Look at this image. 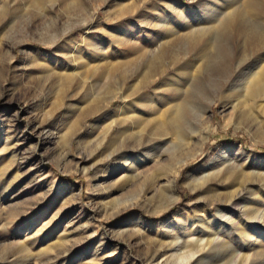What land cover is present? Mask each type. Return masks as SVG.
<instances>
[{"label":"rangeland","instance_id":"obj_1","mask_svg":"<svg viewBox=\"0 0 264 264\" xmlns=\"http://www.w3.org/2000/svg\"><path fill=\"white\" fill-rule=\"evenodd\" d=\"M40 1L36 6L35 0H0V264H264V244L253 249L240 243L241 235L254 232L264 243V129L253 136L225 127L222 116L228 111L219 100L206 115L212 125L208 141L180 170L179 198L167 208L154 197L117 212L111 200L140 192L156 167L142 168L123 188L121 174L107 177L99 183L112 194L105 199L106 192L91 182L105 144L98 151L84 150L72 141L66 151L55 135L63 109L90 94L89 84L106 66L151 49L149 35L160 32L165 17L160 1L195 9L203 0ZM122 10L126 14L119 18ZM47 37L53 46L43 42ZM116 41H128L131 49ZM92 121L85 120L82 132ZM165 148L159 144L150 155L163 163ZM224 165L239 177L233 190L242 195L216 218L217 195L194 201L185 180L190 172L197 178ZM220 186L216 194L229 191ZM79 256L82 261L76 263Z\"/></svg>","mask_w":264,"mask_h":264},{"label":"bare ground","instance_id":"obj_2","mask_svg":"<svg viewBox=\"0 0 264 264\" xmlns=\"http://www.w3.org/2000/svg\"><path fill=\"white\" fill-rule=\"evenodd\" d=\"M57 1L67 5L69 2L47 0L54 4ZM34 3L37 6L41 1ZM159 3L165 17L160 32L149 35L151 49L142 50L143 54L131 60L106 66L100 77L89 84L90 94L63 109L55 132L66 151H71L72 141L84 150L98 151L105 144L103 160L91 169L96 190L108 191L99 184L107 177L121 174L118 181L123 188L128 180L142 174V168L150 164L156 167L140 192L121 193L111 200L110 206H115L117 212L135 204L144 205L154 197L162 200V208L178 200L175 180L182 167L196 158L207 143L212 125L206 115L215 100L220 101L224 112L228 111L222 116L225 127L242 128L253 136L264 129V0H203L195 9L177 8L172 2ZM124 13L122 10L118 17ZM128 41L116 42L126 47ZM43 42L54 44L51 37ZM114 102L118 104L111 108ZM87 118L93 121L82 132ZM113 128L117 129L115 134L105 142ZM159 144L166 147L168 155L163 163L159 156L150 155ZM213 169L197 178L190 172L185 183L191 185L194 201L203 195H217L219 218L237 205L242 190H233L239 177L233 175L231 168L224 165L217 171ZM89 172L83 170L84 175ZM221 184L229 188L223 195L215 192ZM66 188L71 186L61 189ZM111 195L106 192L105 199ZM182 213L190 218V211ZM259 233L241 235L240 243L246 242L250 248L263 246ZM210 236L213 238L209 244L214 245L218 231ZM81 261L79 256L76 263Z\"/></svg>","mask_w":264,"mask_h":264}]
</instances>
